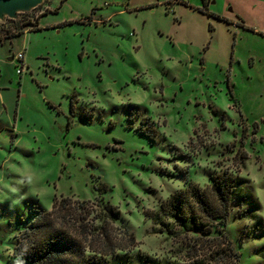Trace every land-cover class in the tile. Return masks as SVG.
<instances>
[{"label": "rangeland", "instance_id": "obj_1", "mask_svg": "<svg viewBox=\"0 0 264 264\" xmlns=\"http://www.w3.org/2000/svg\"><path fill=\"white\" fill-rule=\"evenodd\" d=\"M60 1L38 31L26 24L40 11L0 30V264L31 212L63 198L116 207L129 255L182 263L193 235L170 238L146 212L223 171L255 197L223 229L237 264H264V0H66L53 13Z\"/></svg>", "mask_w": 264, "mask_h": 264}, {"label": "trees", "instance_id": "obj_2", "mask_svg": "<svg viewBox=\"0 0 264 264\" xmlns=\"http://www.w3.org/2000/svg\"><path fill=\"white\" fill-rule=\"evenodd\" d=\"M245 159V155L240 157ZM96 204L92 209L84 202L63 198L53 203L51 211L34 209L30 226L16 238L15 261L11 264H237L239 254L223 229L234 207L250 205L252 210L256 209L253 193L227 171L211 179V184L204 188L186 180L185 189L159 204L156 212H146L170 238L193 235L194 243L186 260L174 263L142 254L129 255L128 251L136 245L133 234L124 229L119 235L113 227L120 220V212L102 200ZM94 209L100 213L94 216ZM248 212L241 214V218H247ZM97 220L101 225H91ZM77 223L82 225L79 230L75 228ZM88 227L89 234L97 239L93 249L84 242Z\"/></svg>", "mask_w": 264, "mask_h": 264}, {"label": "water", "instance_id": "obj_3", "mask_svg": "<svg viewBox=\"0 0 264 264\" xmlns=\"http://www.w3.org/2000/svg\"><path fill=\"white\" fill-rule=\"evenodd\" d=\"M54 0H0V30L17 24L25 15H34ZM61 2V1H60ZM48 8V7H46ZM11 62V59H9Z\"/></svg>", "mask_w": 264, "mask_h": 264}, {"label": "flooded vegetation", "instance_id": "obj_4", "mask_svg": "<svg viewBox=\"0 0 264 264\" xmlns=\"http://www.w3.org/2000/svg\"><path fill=\"white\" fill-rule=\"evenodd\" d=\"M173 1V4H185L186 2V0H172ZM63 2V3H62ZM66 2V0H61V2H60V5L57 7V8H55L54 10H53V13H57L58 11H59V9L63 6V4ZM45 6V5H44ZM146 9H152V7H150V6H148V7H145ZM42 9V8H41ZM41 9H39L38 11H40ZM99 10L100 11V8H98V7H93L92 9H91V13H90V16L88 15V17H86L85 16V20L86 21H88V23L87 24H90L91 22H92V18H93V14H94V12L96 11V10ZM48 10H50V9H48ZM50 12H52V11H45V13H44V11H40L39 13H38V15H37V18H36V21L33 23H31V22H29V23H31V28H33V30L34 31H38V30H40V28H39V26H38V24H39V21H40V19L44 16V15H46V14H48V13H50ZM24 17H33V15H25V16H23L22 18H24ZM21 18V19H22ZM82 18H84V17H81V19ZM20 19V20H21ZM80 20V19H79ZM82 21V20H81ZM73 22H65V23H63L62 25L63 26H66V25H71ZM82 24V23H81ZM16 26L18 25V23L17 24H15ZM83 25H85V24H83ZM11 59V58H10ZM13 60H14V57H13ZM11 61H12V59H11ZM26 66V65H25ZM27 71V66L25 67V71H24V73ZM17 74V73H16ZM23 74V73H22ZM22 74H18L17 76H19V77H21L22 76Z\"/></svg>", "mask_w": 264, "mask_h": 264}, {"label": "built area", "instance_id": "obj_5", "mask_svg": "<svg viewBox=\"0 0 264 264\" xmlns=\"http://www.w3.org/2000/svg\"><path fill=\"white\" fill-rule=\"evenodd\" d=\"M14 61L16 63L15 68H17L16 73L22 74L25 71V61H24V53H19L18 55L14 56Z\"/></svg>", "mask_w": 264, "mask_h": 264}, {"label": "crops", "instance_id": "obj_6", "mask_svg": "<svg viewBox=\"0 0 264 264\" xmlns=\"http://www.w3.org/2000/svg\"><path fill=\"white\" fill-rule=\"evenodd\" d=\"M26 33H30V32H26ZM23 35H25V33Z\"/></svg>", "mask_w": 264, "mask_h": 264}]
</instances>
